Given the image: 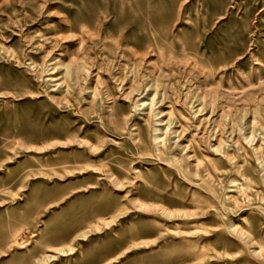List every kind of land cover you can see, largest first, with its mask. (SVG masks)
Masks as SVG:
<instances>
[{
    "label": "rangeland",
    "instance_id": "obj_1",
    "mask_svg": "<svg viewBox=\"0 0 264 264\" xmlns=\"http://www.w3.org/2000/svg\"><path fill=\"white\" fill-rule=\"evenodd\" d=\"M0 264H264V0H0Z\"/></svg>",
    "mask_w": 264,
    "mask_h": 264
},
{
    "label": "bare ground",
    "instance_id": "obj_2",
    "mask_svg": "<svg viewBox=\"0 0 264 264\" xmlns=\"http://www.w3.org/2000/svg\"><path fill=\"white\" fill-rule=\"evenodd\" d=\"M145 102H146V101H145ZM145 102H144V103H145ZM152 102H153V101H152ZM151 104H152V103H151ZM256 114H257V113H256ZM250 122H251V120H250ZM256 123H257V120H256V119H255L254 121L252 120V128H253V129H256V128H255ZM249 124H251V123H249ZM250 127H251V126H250ZM259 128H260V127H259ZM257 129H258V128H257ZM260 129H261V128H260ZM255 131H256V130H255ZM165 132H166V131H165ZM255 133H256V132H255ZM255 135H256V134H254V130H252L251 133H250V135L247 136V138H249V139L251 138V139H252ZM193 153H194V152H193ZM196 159H197V158H196ZM184 173H185V172H184ZM186 174H187V173H186ZM244 184H245V183H244ZM246 187H248V186L246 185ZM244 188H245V185H244Z\"/></svg>",
    "mask_w": 264,
    "mask_h": 264
}]
</instances>
